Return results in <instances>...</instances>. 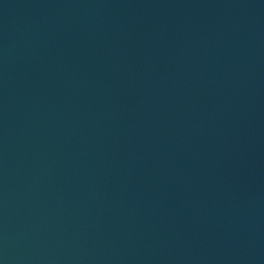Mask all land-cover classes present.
<instances>
[{
    "label": "water",
    "instance_id": "obj_1",
    "mask_svg": "<svg viewBox=\"0 0 264 264\" xmlns=\"http://www.w3.org/2000/svg\"><path fill=\"white\" fill-rule=\"evenodd\" d=\"M0 264H264V0H0Z\"/></svg>",
    "mask_w": 264,
    "mask_h": 264
}]
</instances>
